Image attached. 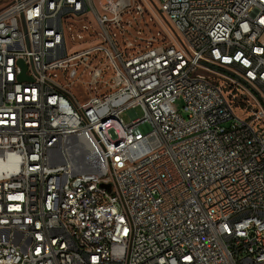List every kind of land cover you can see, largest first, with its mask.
<instances>
[{"label":"built area","instance_id":"2783aa9c","mask_svg":"<svg viewBox=\"0 0 264 264\" xmlns=\"http://www.w3.org/2000/svg\"><path fill=\"white\" fill-rule=\"evenodd\" d=\"M156 1L0 12V264H264V0Z\"/></svg>","mask_w":264,"mask_h":264},{"label":"rangeland","instance_id":"374dc122","mask_svg":"<svg viewBox=\"0 0 264 264\" xmlns=\"http://www.w3.org/2000/svg\"><path fill=\"white\" fill-rule=\"evenodd\" d=\"M97 1V0H96ZM12 0H0V12L5 9ZM136 5L141 6L142 10L137 12L132 10L126 12L122 18L124 20L125 29L118 36L127 44H133L138 50H146L149 47L168 46L174 44L175 41L180 43V36L174 31L171 22L160 13L159 4L156 0H136ZM72 92L80 103H84L85 93L78 88H73ZM183 102L180 99L176 103V110L183 114ZM136 116L143 119L144 110L137 107L133 111H126L122 114L121 119L125 124H129ZM151 130L150 125H142L141 131L146 134ZM112 138H116L114 131H110Z\"/></svg>","mask_w":264,"mask_h":264},{"label":"water","instance_id":"95a60500","mask_svg":"<svg viewBox=\"0 0 264 264\" xmlns=\"http://www.w3.org/2000/svg\"><path fill=\"white\" fill-rule=\"evenodd\" d=\"M23 70H24V72H23V74H22L21 77H20V80H22V81H23L24 79H26V78H25V75H24V74H25V70H26V68L23 67Z\"/></svg>","mask_w":264,"mask_h":264}]
</instances>
